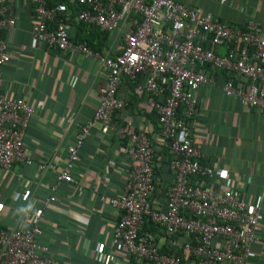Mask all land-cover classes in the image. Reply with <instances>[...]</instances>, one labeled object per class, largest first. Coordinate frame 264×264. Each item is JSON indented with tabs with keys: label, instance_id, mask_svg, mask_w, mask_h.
I'll use <instances>...</instances> for the list:
<instances>
[{
	"label": "built area",
	"instance_id": "built-area-1",
	"mask_svg": "<svg viewBox=\"0 0 264 264\" xmlns=\"http://www.w3.org/2000/svg\"><path fill=\"white\" fill-rule=\"evenodd\" d=\"M30 7L31 35L48 49L81 53L95 58L105 70L98 88V104L92 120L78 124L74 144L68 146L61 168L46 161L57 183L75 184L70 169L79 160V149L89 128L100 124L103 135L117 138L125 147L122 192L108 202L117 210L110 251H100L106 262L115 250L140 264H246L254 241L260 209L233 191L218 192L210 178L221 175L218 167L203 162L204 155L192 142L190 120L198 112L195 92L214 85V72L224 75L220 86L226 96L249 110L264 113V32L253 18L243 26H231L200 7H187L180 0H0V79L9 62L3 38L16 24L15 3ZM75 19L89 34L97 28L106 34L120 33L118 53L98 45L97 40H74ZM131 93L144 98L158 125L162 146L169 153L173 182L166 192L165 208L153 202L156 177L152 137L133 127L130 117L116 115L127 107L118 96L122 82ZM34 109L24 99L7 98L0 91V167L31 164L24 136ZM75 111L66 121L74 122ZM55 188L53 187L52 190ZM30 188L20 194L26 201ZM100 200H106L101 195ZM49 196L46 201H54ZM40 214L26 228L0 227V264H57L48 248L38 242L42 234ZM149 222L152 226L145 227ZM185 240L177 243L176 238ZM176 246L178 253L164 250Z\"/></svg>",
	"mask_w": 264,
	"mask_h": 264
},
{
	"label": "crops",
	"instance_id": "crops-1",
	"mask_svg": "<svg viewBox=\"0 0 264 264\" xmlns=\"http://www.w3.org/2000/svg\"><path fill=\"white\" fill-rule=\"evenodd\" d=\"M180 1L187 7H200L231 26H243L253 18L264 32V0ZM14 8L16 24L3 34L10 60L2 68L0 91L7 98L26 100L34 109L24 136L32 163L16 164L10 170L0 167V227L26 228L39 213L42 234L38 242L48 248V256L57 264H140L122 248L114 251L112 262H106L100 252L102 247L110 251L117 219V210L107 199L117 197L126 181L122 142L104 136V128L94 123L80 146L78 162L70 169L75 184L57 183L51 170L40 168L46 161L57 168L63 166L68 146L76 141L77 125L94 116L105 70L95 58L48 49L34 41L30 7L17 1ZM70 22L71 37L77 41L88 39L97 30L86 34L75 19ZM104 34L105 40L100 38L98 45L118 53L121 34ZM214 74V85L200 86L195 92L198 112L190 120V136L203 153V162L222 170L221 175L210 178L214 189L236 192L246 203L260 209L261 218L246 264H264V113L249 110L238 99L224 95L220 89L224 75ZM117 93L126 100L127 107L116 119L129 116L131 128L139 127L152 137L156 147L153 202L164 209L173 175L155 116L143 97L131 93L127 81L120 84ZM71 111L76 116L74 122L68 123ZM25 188H30L31 193L28 200L22 201L20 194ZM51 195L54 201L47 202ZM101 195L106 200H100ZM176 240L179 244L185 238ZM162 248L179 252L176 246Z\"/></svg>",
	"mask_w": 264,
	"mask_h": 264
},
{
	"label": "trees",
	"instance_id": "trees-1",
	"mask_svg": "<svg viewBox=\"0 0 264 264\" xmlns=\"http://www.w3.org/2000/svg\"><path fill=\"white\" fill-rule=\"evenodd\" d=\"M59 1H62V0H50V3H56V2H59ZM93 34L88 38V41L90 42L91 40H93L94 37H97V41L101 42V41H104L105 38H106V35L103 33V32H100L98 30H94L92 32ZM100 38H101V41H100ZM152 225L147 222L145 227L149 228L151 227Z\"/></svg>",
	"mask_w": 264,
	"mask_h": 264
}]
</instances>
